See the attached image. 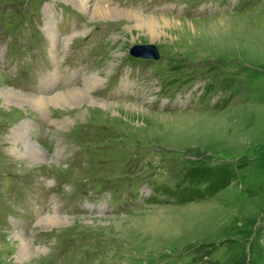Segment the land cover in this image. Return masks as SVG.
<instances>
[{
    "label": "rangeland",
    "instance_id": "1",
    "mask_svg": "<svg viewBox=\"0 0 264 264\" xmlns=\"http://www.w3.org/2000/svg\"><path fill=\"white\" fill-rule=\"evenodd\" d=\"M106 3L158 19L153 37L76 0H0L5 86L42 95L56 72L52 91L80 87L77 105L0 102V264H264V0ZM47 21L69 36L56 58ZM146 43L158 58L130 54ZM200 166L229 184L183 203L160 191ZM55 209L70 222L37 223ZM15 231L41 246L30 262Z\"/></svg>",
    "mask_w": 264,
    "mask_h": 264
},
{
    "label": "bare ground",
    "instance_id": "2",
    "mask_svg": "<svg viewBox=\"0 0 264 264\" xmlns=\"http://www.w3.org/2000/svg\"><path fill=\"white\" fill-rule=\"evenodd\" d=\"M76 1L81 5L82 9L87 12L90 19L92 17H97V18H103L104 17L105 18L106 16H108L112 13L119 14L120 16L121 15L131 16V17H134V18L139 19V20L141 19V23H138L136 26L141 27L142 25L143 26L146 25V27L148 28V31L151 34V37H153L154 32L156 31V29L158 27V23H159L158 19H156L152 16H148V18H145V20H144L143 19L144 16L139 15L138 13L133 12L130 9L129 10L128 9L127 10H117V8H115V7L110 8V6L107 5L106 0H76ZM74 3H75V1H74ZM161 19L164 21L163 24H166L167 21H169V24L171 22H173V20L168 18V17H162ZM46 28H47L48 34L51 38V43L54 45V49L52 51V56H53V58H56L57 57L56 51L58 49V46L62 47V45H63V47H64L65 44L67 43V41L69 40V36L66 38L62 37L58 33V31H56L54 29V27H52L51 21H47V27ZM1 80L2 79H0V102L3 103L4 107L5 106L7 107L9 101H12V100H17L19 102L29 101V102H32V103H34V104H36L42 108L43 107L45 108L46 104H51L53 101L62 105V106H64L65 104L69 105L70 103H75L76 105L78 103L80 104V100L75 99V95H77V92H74V91H77V89H79L80 87L79 88H70V89H67L65 91H55V90L52 91L53 84L57 81L56 72L48 78L46 83H44V89L42 91V95H37V93H36V95L35 94L31 95V94H27V93H22L21 91H18L15 88L5 86V84ZM95 82H96V80L84 83L85 89L87 91L92 90ZM50 84H52V85H50ZM86 90H84V92ZM89 98L93 101H96L97 103H100L101 105H103L107 108L110 105L109 103H107L105 101L97 100L96 98H91V96H89ZM136 107H138V106H136ZM78 115H79V117H81L82 113H79ZM47 118L49 119L48 116H47ZM61 121H62L61 123H62V127H63V125L65 123H68L71 121V118L70 117L63 118ZM19 128H20V126H19ZM27 131H28L27 127H25V126L18 129V137H17L18 141L24 139V144H26L28 146L29 150H31L34 153V155L42 154L43 150L41 149V147L38 146L37 144H35V142H33L31 140V138L28 139L29 134ZM14 141H15V139H14ZM13 145H16L15 142L13 143ZM12 151L15 153L19 152L23 156H29L30 155V154H28V152L20 149L17 145L12 147ZM39 215L37 216V223L49 222L52 225L53 224H59L62 222H70V219H71L70 217H67V216H64V217L60 216L57 209L53 210V213H50L47 216H43V215L39 216ZM22 232L15 231V233H14V237L17 239L18 246H19V251H18L19 256L18 257L16 256L15 259L19 260V261L23 260V261H29L30 262V260L33 259V254L35 253V251L36 250L38 251L39 249H41V246L35 245L31 241V239L28 238L27 235L25 233H22Z\"/></svg>",
    "mask_w": 264,
    "mask_h": 264
},
{
    "label": "trees",
    "instance_id": "3",
    "mask_svg": "<svg viewBox=\"0 0 264 264\" xmlns=\"http://www.w3.org/2000/svg\"><path fill=\"white\" fill-rule=\"evenodd\" d=\"M186 185L177 183L175 188L163 186L160 191L171 195L178 202H189L209 198L215 192L229 184L230 172L226 167L200 166L186 171ZM183 181V180H182Z\"/></svg>",
    "mask_w": 264,
    "mask_h": 264
},
{
    "label": "water",
    "instance_id": "4",
    "mask_svg": "<svg viewBox=\"0 0 264 264\" xmlns=\"http://www.w3.org/2000/svg\"><path fill=\"white\" fill-rule=\"evenodd\" d=\"M130 54L133 57L158 58V52L153 44H135L130 48Z\"/></svg>",
    "mask_w": 264,
    "mask_h": 264
}]
</instances>
